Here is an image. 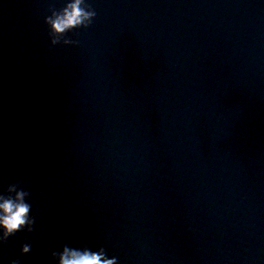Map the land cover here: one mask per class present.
Returning <instances> with one entry per match:
<instances>
[{"label":"clouds","instance_id":"1","mask_svg":"<svg viewBox=\"0 0 264 264\" xmlns=\"http://www.w3.org/2000/svg\"><path fill=\"white\" fill-rule=\"evenodd\" d=\"M80 3L81 0H74L65 9L63 15L51 22L55 32L59 33L71 26L77 25L91 15V13H85L79 8ZM22 195H17V201L21 199ZM27 211L28 206L23 203H13L11 200L0 202V212H2L0 214V227H3L6 233L15 230L25 222V214ZM61 264H113V261L103 259L102 253L89 254L88 252H84L81 254L78 252H69L65 249L64 254L61 256Z\"/></svg>","mask_w":264,"mask_h":264}]
</instances>
